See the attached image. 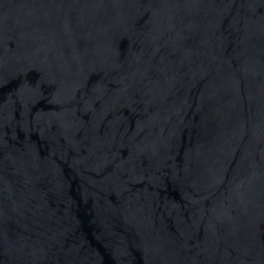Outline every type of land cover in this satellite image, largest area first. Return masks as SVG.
I'll use <instances>...</instances> for the list:
<instances>
[{"label":"water","instance_id":"1","mask_svg":"<svg viewBox=\"0 0 264 264\" xmlns=\"http://www.w3.org/2000/svg\"><path fill=\"white\" fill-rule=\"evenodd\" d=\"M0 264H264V0H0Z\"/></svg>","mask_w":264,"mask_h":264}]
</instances>
